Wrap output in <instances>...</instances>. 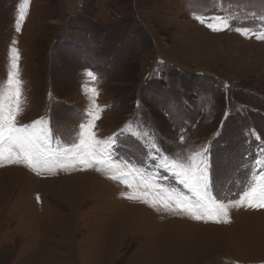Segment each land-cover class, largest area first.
<instances>
[{
  "label": "rangeland",
  "instance_id": "374dc122",
  "mask_svg": "<svg viewBox=\"0 0 264 264\" xmlns=\"http://www.w3.org/2000/svg\"><path fill=\"white\" fill-rule=\"evenodd\" d=\"M21 3L0 0V82L13 39L21 53L18 123L43 117L71 142L91 104L82 83L91 70L100 78L88 81L99 91L97 137L127 127L113 159L137 171L122 182L81 165L37 175L5 162L0 264H264V208L230 206L231 222L216 223L152 207L158 197H195L132 134L148 132L169 158L210 143L212 194L238 199L261 171L253 165L264 150V40L211 31L194 13L209 19L239 9L234 25H255L264 0H31L16 32Z\"/></svg>",
  "mask_w": 264,
  "mask_h": 264
},
{
  "label": "snow or ice",
  "instance_id": "6c2138e0",
  "mask_svg": "<svg viewBox=\"0 0 264 264\" xmlns=\"http://www.w3.org/2000/svg\"><path fill=\"white\" fill-rule=\"evenodd\" d=\"M31 0H22L19 5L15 22V31L22 30L23 23L30 11ZM239 9L230 10L227 15H217L206 19L203 14L194 13V18L201 24H205L211 31L222 32L235 30L248 38L264 40V11L252 13V18L257 21L255 25L235 26L233 21L239 17ZM244 19L249 17L245 15ZM15 39L9 49L10 66L5 87L0 88V166L8 164L24 165L36 172L55 174L58 170L69 171L76 169L78 165L87 168H95L97 171H105L110 179L126 182L125 177L136 172L137 169L127 161L118 164L113 159L114 148L118 135L129 131L126 127L119 134H113L105 140H101L96 134V121L100 118L96 97L99 91L96 87H88V81L99 83V77L91 70L85 72V80L82 82L86 95H89L91 104L81 114L82 122L74 130L71 142L63 141L54 133L49 121L45 118L33 121L31 124H19L18 117L23 112L25 103L24 82L20 71V50L15 46ZM227 87V85H225ZM243 111V109H237ZM138 139L147 141L150 145L149 157L153 160L159 156L160 167L167 169L173 177L184 185L192 193L195 199L186 197L183 193L175 196L158 197L151 201L152 207L162 205L167 211L179 214L191 215L196 220H212L216 223H230L229 207L247 206L249 208H264V150L258 154L254 161V168L259 166L261 171H253L245 183L243 191L238 199L225 203L218 200L211 191L209 175L210 143L199 150L189 153L183 159L169 158L160 153L154 137L148 132L132 133ZM246 135L255 136L254 130H248ZM258 138V137H257ZM183 141V136L180 137ZM155 153V154H154ZM127 169V171L125 170ZM114 173V174H113ZM132 187L131 184L128 185ZM127 199H144L143 194H125ZM39 200V196H37ZM145 203H149L144 199ZM174 205V206H173ZM159 210V208H157Z\"/></svg>",
  "mask_w": 264,
  "mask_h": 264
}]
</instances>
